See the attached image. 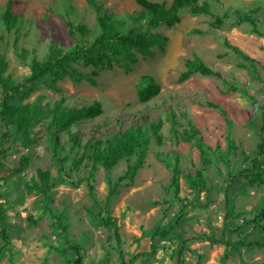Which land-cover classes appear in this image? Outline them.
<instances>
[{
    "label": "rangeland",
    "instance_id": "rangeland-1",
    "mask_svg": "<svg viewBox=\"0 0 264 264\" xmlns=\"http://www.w3.org/2000/svg\"><path fill=\"white\" fill-rule=\"evenodd\" d=\"M7 1L0 0V53L8 64L5 76L16 83L28 76L30 58H47L50 45L63 51L73 47L75 41L63 21L65 13L74 26H86V39L98 33L95 14L85 0H10L11 12L20 20L17 46L27 52L26 62L21 61L13 48L12 32L2 28L1 13ZM97 1L117 17L140 11L134 0ZM151 1L167 6L172 2ZM198 1H208L214 15L227 16L219 29L210 28V16L182 11L178 24L153 30L167 38L161 49L153 46L148 54L134 52L132 62L119 60L112 68L97 71L95 85L83 79L45 75L40 82L25 84L10 101L14 106L36 102L48 107L61 98L62 106L96 101L103 112L68 128L70 135L79 137L80 147H72L67 132L56 131L57 148L53 149L49 138L52 132L36 126L30 129L41 137L36 145L24 148L17 144L9 150L0 168V203L6 214L3 227L9 235L7 246L0 240V264H64L72 259L46 208L59 218L66 239L82 247L83 264H118L116 244L107 241L112 229L102 226L100 217L104 214L88 197L85 180L91 162L84 160L77 169L72 163L81 156L88 140H103L130 125L143 127L156 121L161 122L157 132L160 143L147 131L150 143L141 168L132 183L120 187L110 201L125 260L134 258L133 264H174L177 250L184 245L190 252L182 253L183 264H264V233L246 223L263 205L264 186L248 185L243 180L231 185L230 217L226 221L223 197L229 175L247 165L245 157H255L258 143L260 106L264 103V0ZM254 7H258L257 33L249 24L234 23L236 12ZM76 39L82 40L79 36ZM224 40L237 46L252 63L237 59L224 48ZM194 56L218 71L221 79L195 73L181 81L185 61ZM239 64L245 68H239ZM71 66L85 74L93 70L81 60ZM143 76L152 77L160 86L159 94L147 103L137 98ZM184 129H196L202 136L207 159L211 160L206 168L196 147L179 139ZM2 132L0 124V135ZM13 139L18 143L19 138ZM231 144L235 151L228 150ZM20 156L28 157L29 163L22 173L12 175L9 170L17 167ZM174 157L179 160L180 202L171 190L166 191L171 172L164 161ZM262 162L264 165V156ZM125 167V160L108 172L97 166L92 180L99 201H105L108 182L113 185ZM203 169L206 189L193 195L184 176ZM37 170L50 174V202L26 189L37 181ZM125 183L127 180L122 181Z\"/></svg>",
    "mask_w": 264,
    "mask_h": 264
},
{
    "label": "trees",
    "instance_id": "trees-1",
    "mask_svg": "<svg viewBox=\"0 0 264 264\" xmlns=\"http://www.w3.org/2000/svg\"><path fill=\"white\" fill-rule=\"evenodd\" d=\"M92 8L95 14V20L98 26V33L90 40L86 39L89 31L85 25L79 24L74 26L68 14L63 15V21L66 25L69 36L75 41L73 47L67 51H63L55 44L48 47L47 58L43 61L37 60L35 57L29 59L27 63L29 74L20 83H16L10 79L5 73L8 68L4 56L0 53V124L3 127V132L0 135V168L3 165V159L13 146L20 145L24 148L30 145H36L40 141V136L36 133H31L30 129L36 126L42 127L48 132L53 149L57 148L54 139V132H67L68 128L74 124L86 119H95L102 114V107L99 102L92 101L91 103H82L79 106H62L64 99L55 102L52 107L48 105L41 106L38 103H27L20 106L10 104V101L15 95L19 94L25 84H33L40 82L45 75H50L54 79L61 76H68L72 81L85 80L91 85H95L93 77L97 75V71L110 69L113 63L121 60L124 62L133 61V53L148 54L153 46L160 49L166 42L167 38L161 36L153 30L159 26L172 27L179 23L180 13L189 11L192 14H203L212 17V22L209 24L212 29H219L226 15H214L211 5L208 1L198 0H172L170 5L163 2H155L151 0H134L135 4L140 8L138 12L126 14L123 17H117L109 13L97 0H85ZM214 3H219V0H211ZM258 7H254L247 12H236L234 23L236 25L247 23L251 26V30L257 33V18L255 13ZM19 17L11 12V1L8 0L5 8L1 13L2 28L7 33L13 34V48L17 57L21 61H25L27 54L26 50L17 46V36L19 33ZM197 32V31H194ZM79 36L82 40L76 39ZM223 46L229 50L237 59L252 63V60L242 52L237 46L229 44L226 40L223 41ZM81 60L85 66L91 67L93 70L88 73H80L74 69L71 64ZM26 62V61H25ZM239 68H245L243 64L238 65ZM185 71L180 74L181 81L187 79L192 74H200L202 76H210L221 79V74L213 68L207 66L201 59L194 56L187 59L184 64ZM254 70V67H252ZM160 92L159 84L150 76H143L141 84L137 89V98L141 103H147L155 98ZM214 109L219 107L208 103ZM261 125L259 127L258 143L256 144L255 157L252 159L245 157L244 161L247 164L243 169L233 175H229L226 187L224 189V220L230 217L229 213V187L243 180L248 185L264 186V165L262 158L264 156V103L260 106ZM50 117L46 121V118ZM161 127V122H150L143 125H130L117 132L115 135L106 137L103 140H88L83 146V152L78 159L72 163V168L77 169L82 165L84 160L91 162V167L88 177L85 180L88 197L92 204L98 207L103 217H100L102 226L105 229H112V234L107 236V241H114L116 246L114 250L117 253L118 264H133L134 258L126 261L123 251L121 250V239L119 227L115 217L110 213V201L117 194L120 187L128 186L132 183L136 172L141 168L143 160L146 156V151L150 143V138L147 131H150L155 140L160 143L158 130ZM52 130V131H51ZM69 140L72 142V147H80V139L77 135H70ZM19 138L18 143L13 138ZM179 139L187 144H193L199 152L202 167L206 168L211 164V160L207 159L206 146L204 145L202 136L196 129H184L178 135ZM229 151H235V147L231 144ZM133 159V160H132ZM125 160L126 167L122 176L118 177L112 185L108 182V192L105 201L102 203L96 197L92 176L96 171L97 166L101 167L104 172L110 171L118 162ZM178 158L164 161L166 167L171 172L169 185L166 191L173 194V198L181 201L178 197L179 193V178L180 170L178 167ZM63 162V160L61 161ZM29 158L20 156L17 167L9 170L10 174H20L28 165ZM203 170H196L193 174H186L184 181L188 189L197 195L206 189V181ZM37 181L31 187H27L28 191L40 194L47 202L51 201L49 189L52 187L50 182V174L47 170L36 171ZM127 180V183L122 184V181ZM2 177H0V182ZM49 215L52 217L55 224L59 227L60 234L64 237L65 251L72 253V259L67 260L64 264H83L84 251L81 246L66 239L64 235V227L59 224V218L53 215L51 209L46 208ZM6 214L3 204L0 203V240L4 246L9 244V235L3 227ZM264 202L258 213L246 223H252L253 228L260 233H264ZM215 243L216 241H211ZM264 246V245H263ZM189 251L184 245L179 247L176 253L174 264H183L181 259L182 253ZM227 256V251L224 252V257ZM196 264H199L197 262Z\"/></svg>",
    "mask_w": 264,
    "mask_h": 264
},
{
    "label": "crops",
    "instance_id": "crops-1",
    "mask_svg": "<svg viewBox=\"0 0 264 264\" xmlns=\"http://www.w3.org/2000/svg\"><path fill=\"white\" fill-rule=\"evenodd\" d=\"M247 24V23H246Z\"/></svg>",
    "mask_w": 264,
    "mask_h": 264
}]
</instances>
